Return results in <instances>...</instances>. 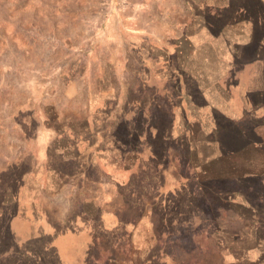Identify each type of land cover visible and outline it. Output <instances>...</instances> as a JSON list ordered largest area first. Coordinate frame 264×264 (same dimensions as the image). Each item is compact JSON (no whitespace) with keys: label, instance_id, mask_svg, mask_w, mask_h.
Here are the masks:
<instances>
[{"label":"rangeland","instance_id":"374dc122","mask_svg":"<svg viewBox=\"0 0 264 264\" xmlns=\"http://www.w3.org/2000/svg\"><path fill=\"white\" fill-rule=\"evenodd\" d=\"M233 61L218 75L217 65ZM186 101L194 162L209 153L204 190L194 180L190 195L135 229L139 242L120 225L84 218L80 244L65 237L63 251L46 238H15V199L33 194L58 131L89 123L141 131L144 120L161 125L175 109L184 116ZM205 190L209 201L199 203ZM38 202L53 216L80 206ZM191 207L200 216L193 228L184 216ZM0 264H264V0H0Z\"/></svg>","mask_w":264,"mask_h":264},{"label":"crops","instance_id":"0c3cea01","mask_svg":"<svg viewBox=\"0 0 264 264\" xmlns=\"http://www.w3.org/2000/svg\"><path fill=\"white\" fill-rule=\"evenodd\" d=\"M247 44L252 49L255 47L253 40ZM208 59V55L202 58L201 74L209 72ZM233 64L234 61L230 64L232 66L221 62L217 65L218 75L227 74V71L234 67ZM196 67L192 64L188 66L189 75L192 76L194 68L198 70ZM190 79L192 80V77ZM216 84L222 90H226L219 81ZM245 91L250 92V88ZM185 104L184 116L179 109V112L175 109L171 115L169 114L168 120L161 125L152 127L149 119L144 120L141 131L115 132L111 127L98 131L93 129L90 123L88 130L67 132L68 134L58 131L44 152L40 164L43 169L41 177L36 175L34 181L29 184L33 194L28 199L22 197V201L15 199L18 205L14 209L16 211L20 207L23 209L22 217H18L20 213L16 215V211L14 217L12 216V234L15 238L28 239L29 242L46 238V241L49 239L48 241L52 240L54 243L56 239V242H59L56 246L53 242L50 244L54 250L63 251V246L58 247V245H62L65 237L71 238L77 245L80 244L81 235L85 232L81 227L84 218L87 221L99 220L111 225H120L121 229L128 235L133 234L132 238L139 242L140 239L136 235L140 232L135 233V229L140 228L141 225L146 226L150 219H161L166 206L176 203L179 195H190L194 191L191 184L194 180L200 179V189L204 190L203 176L205 180L208 179L209 153L205 154L206 163L194 162V155L197 153H195L191 129L194 121L193 107L190 104L187 108V101ZM225 106L223 104L222 107ZM250 106L251 110H247L245 115L249 123L254 124V114L250 113L256 110L257 105ZM218 113L222 119L230 120L228 111L218 110ZM205 133L201 126L199 135ZM183 141L184 147H178ZM205 152H208L207 148L200 150V155ZM53 163H56L55 167ZM59 165L68 168H61ZM87 184L92 185L93 190L86 192L84 188ZM203 195L206 197L198 195L201 196L198 198L199 203L209 201L207 190ZM39 196L53 197L64 206L65 203L68 205L70 202L80 206L76 210L74 208L67 216L65 208H53L56 216L63 213L60 222L38 202ZM190 203L191 200L186 197L181 200V204ZM189 209V213L184 216L190 223L188 227L193 228L199 225L197 220L200 216L192 207ZM197 209L202 210L199 206ZM194 219L196 221L192 222ZM89 226L91 227L90 224ZM110 231L114 233L116 230ZM96 240L93 237L92 243ZM134 244L137 246L138 243Z\"/></svg>","mask_w":264,"mask_h":264}]
</instances>
